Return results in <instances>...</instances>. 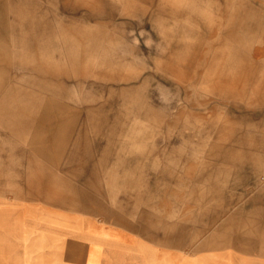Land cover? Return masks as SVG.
I'll use <instances>...</instances> for the list:
<instances>
[{
  "label": "rangeland",
  "instance_id": "1",
  "mask_svg": "<svg viewBox=\"0 0 264 264\" xmlns=\"http://www.w3.org/2000/svg\"><path fill=\"white\" fill-rule=\"evenodd\" d=\"M233 6L0 0V100L10 92L28 103L18 145L28 156L48 144L59 152L57 170L79 181L83 211L107 204L132 220L172 205L178 222L195 226L203 205L234 202L233 166L250 160L263 184L264 64L252 41L227 34ZM45 96L66 108L48 122Z\"/></svg>",
  "mask_w": 264,
  "mask_h": 264
},
{
  "label": "crops",
  "instance_id": "2",
  "mask_svg": "<svg viewBox=\"0 0 264 264\" xmlns=\"http://www.w3.org/2000/svg\"><path fill=\"white\" fill-rule=\"evenodd\" d=\"M225 2L233 3L237 21L227 34L252 41L250 50L262 54L254 63L264 64V0ZM4 95L0 100V264H264V183L257 178L256 159L233 166V174L239 176L234 202L203 205L195 226L178 222L172 205L144 207L136 220L107 204L86 212L79 181L74 174L57 170L63 158L59 152L48 144L39 148V155L28 156V146L18 145L17 133L28 134V103L10 92ZM39 101L43 122L55 110H66L59 98L45 96ZM62 127L60 123L56 128L58 151L64 140ZM35 164L46 166L32 169ZM259 170L264 176V166Z\"/></svg>",
  "mask_w": 264,
  "mask_h": 264
}]
</instances>
